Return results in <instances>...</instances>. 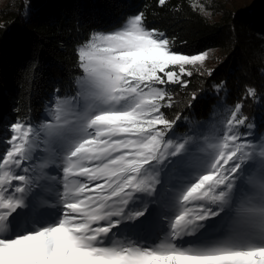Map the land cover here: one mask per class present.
<instances>
[{
	"label": "snow or ice",
	"instance_id": "1",
	"mask_svg": "<svg viewBox=\"0 0 264 264\" xmlns=\"http://www.w3.org/2000/svg\"><path fill=\"white\" fill-rule=\"evenodd\" d=\"M143 20L89 33L70 98L56 89L39 124L8 125L0 264H264V143L249 139L242 100L222 130L177 137L167 85L186 87L207 53L174 51ZM38 188L51 221L37 220Z\"/></svg>",
	"mask_w": 264,
	"mask_h": 264
},
{
	"label": "trees",
	"instance_id": "2",
	"mask_svg": "<svg viewBox=\"0 0 264 264\" xmlns=\"http://www.w3.org/2000/svg\"><path fill=\"white\" fill-rule=\"evenodd\" d=\"M206 0H7L0 7V151L15 120L39 124L57 95L70 98L79 75L77 49L89 33L121 25L143 13L149 29L163 32L174 51L207 53L210 63L188 67L186 87L167 85L173 106L164 108L169 119L181 115L177 137L222 130L237 101L257 146L264 140V0H246L226 6L213 1L209 15ZM211 73V74H209ZM222 85L219 92L215 86ZM255 97L243 99L247 89ZM193 96L195 98L193 99ZM248 131V129H241ZM46 156V153H39ZM46 180L39 181L41 185ZM32 199L41 206L37 220L48 222L58 209L36 189ZM26 226H31L27 224Z\"/></svg>",
	"mask_w": 264,
	"mask_h": 264
},
{
	"label": "rangeland",
	"instance_id": "3",
	"mask_svg": "<svg viewBox=\"0 0 264 264\" xmlns=\"http://www.w3.org/2000/svg\"><path fill=\"white\" fill-rule=\"evenodd\" d=\"M7 0H0V7H2L3 5H4V3L6 2ZM213 1H217V0H206V2H204L203 3V7L205 8V12H206V14L207 15H209L210 14V12L212 11V9H211V5L213 4L212 2ZM242 1H246V0H222V2L226 5V6H228V7H231L233 4H238V3H242ZM131 17V16H130ZM130 17H128V18H130ZM127 18V19H128ZM126 19V20H127ZM126 20L121 24V25H119V26H115V27H112V28H110V29H107V30H101L102 32H107V31H111V30H118V29H120L124 24H125V22H126ZM209 63H210V58H209V55L207 54V59L204 61V63H203V65H201L202 67H205V68H207L208 67V65H209ZM187 67H191V66H187ZM50 110H48V112H49ZM48 112L46 113V117L48 116ZM70 118V117H69ZM262 143H264V141L262 142ZM259 146V145H258ZM46 155H47V153H46ZM45 173L46 174H49V175H51V169H45ZM46 180V182H45V184L46 185H49V184H54L55 182L54 181H52V180H50V179H45ZM49 196V195H48ZM52 200H53V197H51V196H49ZM51 210H55L56 208H54V207H51L50 208ZM40 222V221H39Z\"/></svg>",
	"mask_w": 264,
	"mask_h": 264
}]
</instances>
